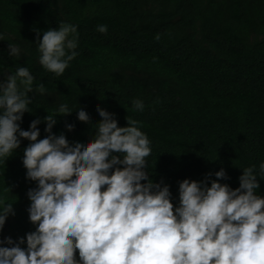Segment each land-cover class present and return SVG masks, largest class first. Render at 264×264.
Masks as SVG:
<instances>
[{
    "label": "trees",
    "instance_id": "1",
    "mask_svg": "<svg viewBox=\"0 0 264 264\" xmlns=\"http://www.w3.org/2000/svg\"><path fill=\"white\" fill-rule=\"evenodd\" d=\"M0 264H264V0H0Z\"/></svg>",
    "mask_w": 264,
    "mask_h": 264
}]
</instances>
